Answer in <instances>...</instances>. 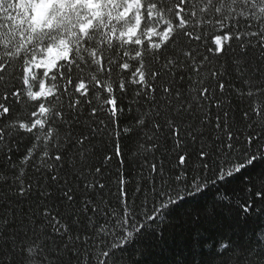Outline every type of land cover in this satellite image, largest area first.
Segmentation results:
<instances>
[{"label": "snow or ice", "instance_id": "1", "mask_svg": "<svg viewBox=\"0 0 264 264\" xmlns=\"http://www.w3.org/2000/svg\"><path fill=\"white\" fill-rule=\"evenodd\" d=\"M0 264H264V0H0Z\"/></svg>", "mask_w": 264, "mask_h": 264}]
</instances>
